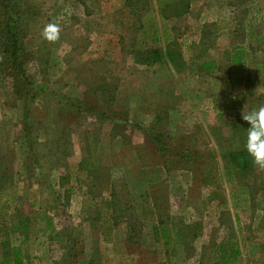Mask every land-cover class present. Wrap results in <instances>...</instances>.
I'll use <instances>...</instances> for the list:
<instances>
[{
    "label": "rangeland",
    "instance_id": "374dc122",
    "mask_svg": "<svg viewBox=\"0 0 264 264\" xmlns=\"http://www.w3.org/2000/svg\"><path fill=\"white\" fill-rule=\"evenodd\" d=\"M9 1L11 10L0 0V176H13L6 198L20 218L56 207L57 229L77 240L70 250L42 237L29 245L30 264L91 259L95 223L86 213L102 212V203L108 212L105 200L118 216L109 264H167L153 236L158 220L179 228L173 264H213L232 240L241 250L234 264H264V169L252 162L227 173L231 123L245 136L242 111L264 106V0H228L229 8L189 0L187 11L178 1L163 16L150 0ZM9 19L19 60L8 51ZM227 22L234 48L247 52L242 76L232 55L220 56ZM49 24L60 28L54 42L43 36ZM155 48L170 61L154 63ZM218 58L220 68L206 65ZM20 64L18 92L10 68ZM63 181L74 191L59 207ZM35 228L41 237L44 221Z\"/></svg>",
    "mask_w": 264,
    "mask_h": 264
},
{
    "label": "trees",
    "instance_id": "16d2710c",
    "mask_svg": "<svg viewBox=\"0 0 264 264\" xmlns=\"http://www.w3.org/2000/svg\"><path fill=\"white\" fill-rule=\"evenodd\" d=\"M7 1V2H5ZM151 6L155 7L156 3L157 5H160L162 16L166 12L167 9L179 2H184V11L189 10V0H150ZM3 2L6 3V8L8 7L10 10V1L9 0H3ZM166 3V4H165ZM181 5V4H180ZM12 12V11H11ZM12 19V18H11ZM10 22H7L8 24V32L7 40L9 42L8 51L11 55V60H19L18 55L20 53V46L18 41L16 40V28L15 24L16 21L10 20ZM174 41L173 39L166 38V46L169 48L168 44L170 42ZM150 54L153 57V62L155 63H162L164 62L163 59H168L170 61V51H165V54L168 55L167 57L163 58L165 56L155 48L154 50L149 51ZM247 52L246 49L243 47L240 48H234L232 51V60L235 65L237 66V72H239V75H244V73L247 71L246 64L244 62V58L246 57ZM173 59V55H172ZM19 65V64H17ZM208 64L207 66L209 68L214 67L215 63ZM236 67V66H235ZM4 72V71H3ZM10 72L15 77L14 79V87L16 91H20V86L22 83V87H25V72L23 67L20 69L18 68H10ZM5 73V72H4ZM23 81V82H22ZM35 96L38 95V93L34 94ZM27 103V101H26ZM68 104V103H67ZM79 107H83L79 105ZM234 107L229 106V103L225 105L224 110H229ZM25 115V114H24ZM239 120V118H238ZM236 123H231V136L229 145L232 146L231 151L229 152V156L231 158V161L234 165L233 168L230 170L228 169V174L233 175L236 171H239L242 173L243 171H246L253 162L252 158L248 155V153L245 151L243 147L245 136L243 134L241 135L239 132V128ZM31 127H27L25 129V145L28 147V150L32 151V144L30 142V134L28 131H30ZM147 132L150 131V128L146 129ZM152 140L157 144V151L162 155L164 159H167V151L168 149L162 145V142L158 139V136H152ZM243 141V142H242ZM242 143L239 147L238 144ZM241 148V150H240ZM239 151V152H238ZM172 153V152H171ZM176 153V152H175ZM186 158L188 160H194L196 159L197 155L195 151L187 150ZM242 153V155L240 154ZM178 154V153H176ZM180 155V154H178ZM196 156V157H195ZM167 166V165H166ZM251 168V167H250ZM249 168V169H250ZM8 174H5L4 178L2 175L0 176V264H30L32 261V255L31 251L29 249V245H32V243H35L36 241H41L42 237H47L48 240H54L58 243L60 242H68L66 243V248H69L68 244L71 245V249H75V244L77 243V240H75L72 237V233L63 235L56 227L55 222V214L54 211L56 207L54 206H48L47 210L45 209V212H38L34 209L30 210V212H27V214L23 215V218H20L21 212H11L12 204L9 201V197L6 198V192L7 188L10 186L13 176L10 173L9 169H5ZM62 179H65L62 177ZM62 182V188H64V203L59 207H66L71 202L72 195L74 188L73 187H65L67 180L65 182ZM4 197V199H3ZM104 203L107 202L108 205V212L106 207H104V204L99 207L102 212H87L85 220L91 221V223H95V226L92 230L93 235V241H94V250H93V257L91 259H80L76 262V264H109L110 258L108 254V248L106 247L107 244L111 243L114 239V232L116 229V222H117V215L114 217L112 215L111 210V203L110 200L103 201ZM22 205H20L21 207ZM115 212V210H114ZM39 219H42L44 221V230L45 233L39 237L38 232L35 231L36 223H38ZM234 224L240 225V217L239 215H235L234 218ZM179 228L177 225L172 224L170 222L165 221H157V224L153 225V236L156 243H162V246L164 247V253L167 257V264H173V259L171 257V252L173 248V241L174 237L180 233L178 232ZM44 243V242H41ZM230 243V242H229ZM236 240H232L230 243V246L228 243L224 244V247H220V254L218 255L217 260L213 264H234L239 256L241 255V250L236 247ZM230 249V250H229ZM76 255L73 254V257ZM52 264H63L60 261H52Z\"/></svg>",
    "mask_w": 264,
    "mask_h": 264
},
{
    "label": "clouds",
    "instance_id": "9594fccd",
    "mask_svg": "<svg viewBox=\"0 0 264 264\" xmlns=\"http://www.w3.org/2000/svg\"><path fill=\"white\" fill-rule=\"evenodd\" d=\"M43 36L54 42L60 37V28L56 24L45 27ZM241 119L247 122L243 147L252 158L253 163L264 169V106L241 114Z\"/></svg>",
    "mask_w": 264,
    "mask_h": 264
},
{
    "label": "crops",
    "instance_id": "0c3cea01",
    "mask_svg": "<svg viewBox=\"0 0 264 264\" xmlns=\"http://www.w3.org/2000/svg\"><path fill=\"white\" fill-rule=\"evenodd\" d=\"M228 2H229L228 0H225V4H226L227 8H229ZM202 23L205 24L207 22L204 20ZM229 25H230V22L229 23L227 22L226 25H225V29H224V50H226V52H223L224 50L222 49V51H221L222 53L220 54V56L222 54H224V56L226 55L225 57H227V53H229L230 57H231L232 51H233V49L235 47V46H233V42H232V38H231V33L232 32L229 29ZM234 33L235 32L233 31V34ZM226 38H227V40H226ZM220 59L221 58H218L215 62H213V63H215L216 67L218 66V68H220V64H221ZM206 65H208V64H206Z\"/></svg>",
    "mask_w": 264,
    "mask_h": 264
}]
</instances>
